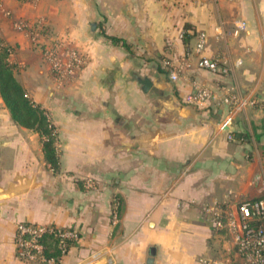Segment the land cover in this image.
Returning <instances> with one entry per match:
<instances>
[{
  "label": "crops",
  "instance_id": "0c3cea01",
  "mask_svg": "<svg viewBox=\"0 0 264 264\" xmlns=\"http://www.w3.org/2000/svg\"><path fill=\"white\" fill-rule=\"evenodd\" d=\"M19 21L69 41L83 68L58 81ZM0 38L56 126L59 153L56 170L0 94V264H29L16 255L18 221L80 233L59 264L238 260L205 210L264 198V0H0ZM204 56L227 72L201 67ZM194 83L214 99L190 101ZM229 94L249 103L226 124Z\"/></svg>",
  "mask_w": 264,
  "mask_h": 264
},
{
  "label": "built area",
  "instance_id": "2783aa9c",
  "mask_svg": "<svg viewBox=\"0 0 264 264\" xmlns=\"http://www.w3.org/2000/svg\"><path fill=\"white\" fill-rule=\"evenodd\" d=\"M20 1L27 2L29 0ZM18 27L26 31L33 42L39 44L40 50L58 81L72 78L76 72L83 68L86 62L85 56L74 48L69 41L60 37L48 38L43 24L19 21ZM246 28L247 23L239 21L235 34L238 35ZM206 40V33H200L195 47L197 53L203 51ZM199 64L212 72H227L228 70L219 59L215 58L204 56L200 59ZM170 77L173 81L178 80V71L176 69L170 71ZM214 97L215 93L209 87L194 83V92L190 95L189 100L202 104L214 99ZM222 102L230 107L226 124L233 120V109L245 108L249 103L247 100L231 94L225 96ZM250 104H255V101H250ZM261 166L264 175V149ZM88 185L92 186L93 182L90 181ZM205 214L207 220L213 223L215 230L230 235L238 260L202 259L201 264H264V198L238 200L231 195L227 200L208 207ZM118 220V211L116 210L113 214V223H118ZM54 239H57L59 243V256L50 255L52 251L49 250H51L50 247ZM79 240L80 233L72 227H58L30 221H18L16 223V255L25 263L59 264L62 257Z\"/></svg>",
  "mask_w": 264,
  "mask_h": 264
},
{
  "label": "trees",
  "instance_id": "16d2710c",
  "mask_svg": "<svg viewBox=\"0 0 264 264\" xmlns=\"http://www.w3.org/2000/svg\"><path fill=\"white\" fill-rule=\"evenodd\" d=\"M10 53L11 47L4 44L0 38V94L14 121L40 134L45 159L57 170L59 153L56 126L50 119L48 111L28 97L24 86L16 78L14 67L9 61ZM58 244V240L54 239L49 250L52 251L50 255L59 256Z\"/></svg>",
  "mask_w": 264,
  "mask_h": 264
},
{
  "label": "water",
  "instance_id": "95a60500",
  "mask_svg": "<svg viewBox=\"0 0 264 264\" xmlns=\"http://www.w3.org/2000/svg\"><path fill=\"white\" fill-rule=\"evenodd\" d=\"M142 84L144 85V90H147L150 85H151V81L147 78V79H142Z\"/></svg>",
  "mask_w": 264,
  "mask_h": 264
},
{
  "label": "rangeland",
  "instance_id": "374dc122",
  "mask_svg": "<svg viewBox=\"0 0 264 264\" xmlns=\"http://www.w3.org/2000/svg\"><path fill=\"white\" fill-rule=\"evenodd\" d=\"M33 43H36V42H33ZM37 44V43H36ZM37 47H39V44H37ZM9 58H10V55H9ZM54 73V72H53ZM55 75V74H54ZM52 88H51V90L53 89V86H51ZM46 93L48 94L49 93V91L46 89Z\"/></svg>",
  "mask_w": 264,
  "mask_h": 264
}]
</instances>
